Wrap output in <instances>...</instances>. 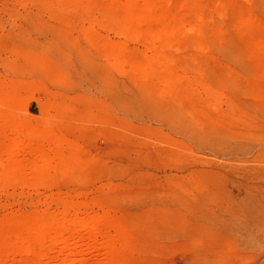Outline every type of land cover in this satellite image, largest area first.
I'll return each mask as SVG.
<instances>
[{"label":"rangeland","instance_id":"374dc122","mask_svg":"<svg viewBox=\"0 0 264 264\" xmlns=\"http://www.w3.org/2000/svg\"><path fill=\"white\" fill-rule=\"evenodd\" d=\"M38 1L0 0V163L17 141L53 167L0 177V264H30L11 235L59 212L107 237L41 264H264V0H165L151 20L189 9L163 41L129 35L122 0Z\"/></svg>","mask_w":264,"mask_h":264},{"label":"bare ground","instance_id":"6f19581e","mask_svg":"<svg viewBox=\"0 0 264 264\" xmlns=\"http://www.w3.org/2000/svg\"><path fill=\"white\" fill-rule=\"evenodd\" d=\"M140 1H142L141 4H143V1H144L146 3V5L143 4L141 6H138L137 5V3H138L137 0H122V2H121L122 5H124L125 8H126L125 12H127V14L129 15L128 27L126 26L128 28V32L127 33H129V35L135 36V35H137L139 33H142V31H145V32H149V33L153 34L159 40H162V39L164 40L168 36L171 38V37L175 36L176 34L178 36V31L180 30L181 25H182L181 21H182L183 17H186L185 15L188 13L186 11V9H189L188 6H186L187 7L186 9L185 8H180L177 12L174 9L173 10L174 13L172 12L171 14H169V15H167L165 17L158 18L156 20H151L152 17L150 15V9L152 7L158 6L161 3H166L165 0H140ZM56 3L59 4L60 7H61V4H62L61 0L60 1H56ZM38 8H40V7H38ZM139 35H141V34H139ZM120 53L121 52L117 53L118 56H119ZM117 54L115 52L113 54L115 57L114 56L113 57H114L115 60L118 61L119 57L117 56ZM119 59H121V58H119ZM155 61L153 62L154 64H152L157 69V72H156L157 76L155 75V77H157L163 83L169 84L168 82H170L169 81L170 80L169 79V77H170L169 72L170 71H168V72L166 71L165 67L162 65L163 63L161 64L162 60L159 63L158 62L155 63ZM164 63H166V62H164ZM171 78H173V77H171ZM165 86H167V85H165ZM4 117H5V115H4ZM31 133H29V136L34 137L33 134H31ZM22 134L23 133H21V131H20L18 136L22 135ZM35 138H37V137H35ZM0 140H1V137H0ZM18 145H20V144L17 143V141H15V142H13L11 144V148L9 147L10 151L9 150L2 151L3 159H6L8 161V163L7 164L6 163L5 164H1L0 163V177H7V178H10L11 181L12 180L15 181V179L20 177V175H23V174H25L28 171V172H32L33 175H35V177H33L34 179L36 178L35 181L39 182L40 180H37L38 178L36 177L37 175L35 173L38 172L39 170L42 171L43 168L45 170L47 168H50L48 170H51V168L53 166L50 163L51 161L47 159V158L50 159V156L48 157L47 156L48 154H44V153H42L39 150H35L34 152L30 150L31 153L33 154V161H32L33 165H32V167H30V165H31V161H30V165H28L29 166L28 168L23 167L24 165L22 166V164L16 158V155L13 154L14 148L17 149ZM4 146L7 147V145H4ZM60 149H58V150H60ZM0 160H1V158H0ZM39 160L43 161V163L42 164H40V163L36 164L35 161H39ZM60 165H62V164H60ZM55 167H57V166H55ZM59 167L61 168L62 166H59ZM59 167H58V170L61 171L62 169H59ZM58 170H55V171L57 172ZM48 172H50V171H48ZM63 172H64V170H63ZM63 172H62V174H63ZM57 173H60V172H57ZM46 174H47V172H46ZM41 178H43V177H41ZM20 179H22V178H20ZM20 179H19V181H20ZM33 183H35V182H33ZM39 183H41V181ZM64 206H66V205H64ZM64 209H66V208H64ZM59 213H56L55 215H51V214H48V213L46 214L45 213V214H41L39 216H31L29 218H26V219H24L23 224L20 225L19 230H18L19 232L18 233L16 232L15 234H13V236L11 235V238L12 237H14V238L13 239L10 238V239L12 241L15 240L14 241L15 244L17 243V244L20 245L21 242L22 243L25 242L26 248L24 247L25 249H23V253L25 251V252H27V255L30 254V255H33L32 257H34V260L28 258L29 261H31L30 264H41V262H43V259L44 258L47 259V257H49V254L51 253L53 248H55L57 246H59V249H61V250L62 249H67L66 248V243H68V242H66V238L67 237L69 238V236H74L75 237V235L77 233L78 234L87 233L89 236L86 234V236H88L86 238H92V240L90 239V241H91L90 245H92V244H95V241H96L95 239H96V237L98 235L105 237L108 234L109 230H107V228H105V227L104 228H102V227L100 228V226L99 227L97 226L98 225L97 219L96 220L93 219V221H88V218L85 220V219H80L77 216H75L73 219H67L66 217H64L65 216L64 213H60L61 215H59ZM107 223H109V222H107ZM109 228H110V226H109ZM76 236H77V237H75L76 240L80 239L79 241H81V239L83 238L80 235H76ZM4 238L5 237H3V240H5L4 243L5 244H8V243L10 244L9 238L8 237H7L8 239H4ZM114 240H116V239H114ZM105 244L107 246V245H109L111 243H110V241H107ZM16 247L14 246V248H16ZM8 249H9V246H8ZM86 249H88V248H86ZM1 251H0V256H4V255L9 253L6 250L5 251L3 250L2 252ZM17 251H19V250L16 249V252ZM70 252L71 251H69V253ZM114 258L115 257L113 255H109V257L106 259L104 264H114V261L116 259V258L115 259ZM19 260H18V262H19ZM83 260H86V258L85 257H81V259L78 260V262H82ZM27 262H28V260H27ZM67 262H69V260L66 258V261H65L64 264H67ZM90 263H92V262H90Z\"/></svg>","mask_w":264,"mask_h":264}]
</instances>
